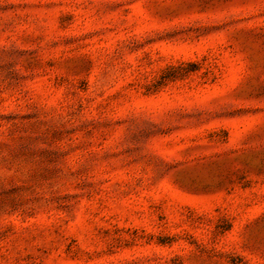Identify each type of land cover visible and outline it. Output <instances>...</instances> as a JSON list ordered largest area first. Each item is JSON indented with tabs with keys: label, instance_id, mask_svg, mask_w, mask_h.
<instances>
[{
	"label": "rangeland",
	"instance_id": "obj_1",
	"mask_svg": "<svg viewBox=\"0 0 264 264\" xmlns=\"http://www.w3.org/2000/svg\"><path fill=\"white\" fill-rule=\"evenodd\" d=\"M0 264H264V0H0Z\"/></svg>",
	"mask_w": 264,
	"mask_h": 264
}]
</instances>
